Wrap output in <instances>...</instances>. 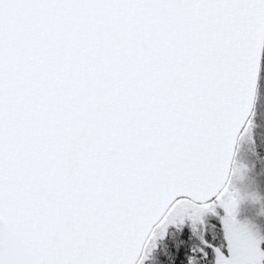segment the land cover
I'll use <instances>...</instances> for the list:
<instances>
[{
	"label": "snow or ice",
	"instance_id": "snow-or-ice-1",
	"mask_svg": "<svg viewBox=\"0 0 264 264\" xmlns=\"http://www.w3.org/2000/svg\"><path fill=\"white\" fill-rule=\"evenodd\" d=\"M262 31L264 0H0V264H156L158 228L174 264H264L221 155Z\"/></svg>",
	"mask_w": 264,
	"mask_h": 264
},
{
	"label": "rangeland",
	"instance_id": "rangeland-1",
	"mask_svg": "<svg viewBox=\"0 0 264 264\" xmlns=\"http://www.w3.org/2000/svg\"><path fill=\"white\" fill-rule=\"evenodd\" d=\"M252 124H249L242 130L232 168L229 176V182L232 188V194L238 201L236 215L233 217L235 223L248 224L260 234L259 226L264 217V175H261V168L254 160L244 145L252 143L251 139ZM192 205L181 200L168 213V223L172 224L179 218H188L189 208ZM157 236L162 235L164 228L157 229ZM159 233V234H158ZM157 236L152 240L157 239Z\"/></svg>",
	"mask_w": 264,
	"mask_h": 264
},
{
	"label": "water",
	"instance_id": "water-1",
	"mask_svg": "<svg viewBox=\"0 0 264 264\" xmlns=\"http://www.w3.org/2000/svg\"><path fill=\"white\" fill-rule=\"evenodd\" d=\"M256 57L255 71L249 73L245 79L243 88L240 93L234 97L233 110L228 114L229 126L226 133L224 148L221 150L223 158V172L229 180L234 155L238 145L239 136L246 126L255 105L259 76L261 70V57L264 53V31L259 32L255 38V43L252 45ZM175 193L172 198L179 192L173 189Z\"/></svg>",
	"mask_w": 264,
	"mask_h": 264
},
{
	"label": "trees",
	"instance_id": "trees-1",
	"mask_svg": "<svg viewBox=\"0 0 264 264\" xmlns=\"http://www.w3.org/2000/svg\"><path fill=\"white\" fill-rule=\"evenodd\" d=\"M264 56V53H263ZM264 118V74L261 73L260 70V76H259V83H258V88H257V95H256V100H255V105L253 112L246 124V128L249 124H252V131H251V139L252 143L249 145H244L243 147L245 150H248L249 153L253 156L254 160L256 163L259 165L261 168L262 162L259 160V158L256 155V150H257V145L254 143V139H259L260 138V128L261 124L259 121ZM259 230L261 232V235L264 236V217L260 222ZM157 230H155L152 234L151 240H150V246L154 247L156 244H158V248L154 250L153 252V257L156 260V264H159V261L167 256L169 260L174 264V257L171 256V254L168 252V246L171 243V239L164 241L159 239L162 235L157 236ZM159 234V233H158ZM157 236V239L153 242L152 240ZM154 237V238H153ZM149 264H153L152 260H149Z\"/></svg>",
	"mask_w": 264,
	"mask_h": 264
},
{
	"label": "flooded vegetation",
	"instance_id": "flooded-vegetation-1",
	"mask_svg": "<svg viewBox=\"0 0 264 264\" xmlns=\"http://www.w3.org/2000/svg\"><path fill=\"white\" fill-rule=\"evenodd\" d=\"M184 201H186L187 203H189V204H191V205H192V202H191V201H187V200H184Z\"/></svg>",
	"mask_w": 264,
	"mask_h": 264
}]
</instances>
